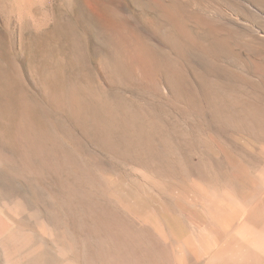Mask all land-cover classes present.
<instances>
[{
    "label": "rangeland",
    "instance_id": "rangeland-1",
    "mask_svg": "<svg viewBox=\"0 0 264 264\" xmlns=\"http://www.w3.org/2000/svg\"><path fill=\"white\" fill-rule=\"evenodd\" d=\"M223 147L264 149V0H0V264H180L132 195Z\"/></svg>",
    "mask_w": 264,
    "mask_h": 264
},
{
    "label": "bare ground",
    "instance_id": "bare-ground-1",
    "mask_svg": "<svg viewBox=\"0 0 264 264\" xmlns=\"http://www.w3.org/2000/svg\"><path fill=\"white\" fill-rule=\"evenodd\" d=\"M236 152L221 148L228 184L173 182L167 187V206L158 201V189L156 198L141 190L132 195L134 210L148 221L178 263L264 264V149L259 159L247 165Z\"/></svg>",
    "mask_w": 264,
    "mask_h": 264
}]
</instances>
